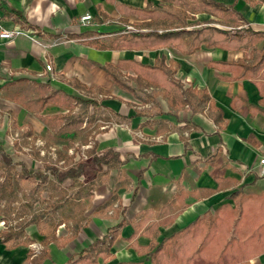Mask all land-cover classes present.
Listing matches in <instances>:
<instances>
[{
    "label": "crops",
    "instance_id": "obj_1",
    "mask_svg": "<svg viewBox=\"0 0 264 264\" xmlns=\"http://www.w3.org/2000/svg\"><path fill=\"white\" fill-rule=\"evenodd\" d=\"M212 1L233 7L245 21L224 29L263 32L256 48H264V1ZM150 3L158 6L161 0H0V33L24 32L0 42V151L18 157L33 169L42 168L44 160L64 166V161H58L62 151L79 161L70 152L80 154L87 148V154L94 146L100 153L114 150L127 160L124 166L111 170L86 200L88 221L79 235L68 243L60 240L50 244L44 264L75 262L123 220L130 224L119 229L110 256L99 257L97 263L152 264L155 249L145 252L152 243L159 246L198 220L206 221L222 207L217 225L224 227L230 211L237 209L239 198L233 195L264 196L263 95L254 81H230V73L209 67L213 62H237L249 51L208 49L203 45L196 53L183 55L172 45L156 51L100 47L121 35L147 32L136 27L143 21L133 9H143ZM13 11L21 15V23L11 15ZM85 16L92 19L82 23ZM213 20L218 18L199 14L189 24L206 26ZM81 34L92 36L70 39ZM162 57L167 65H179L175 79L185 87L208 91L214 105L223 112L225 122L221 128L207 112L194 114L189 107L174 110L159 89L148 90L154 100L145 102L144 93L135 96L118 87L103 69L129 61L154 66ZM47 65L52 66V72H46ZM120 70L124 78L135 76L130 70ZM259 81L264 84L263 78ZM77 98L95 101L98 109L90 105L88 113L82 114ZM94 113L99 120L89 122ZM160 121L169 132H165L164 125H157ZM37 140L44 142L48 154L51 148L56 149V158L42 157L35 146ZM36 154L39 159H35ZM124 178L129 185L118 190V202L109 210L99 211ZM168 207L169 214L160 218ZM246 211L263 212L264 206H248ZM143 213L148 215L141 223L137 216ZM152 224L159 225L158 235H144ZM204 225L199 227L206 230ZM4 229V222H0V233ZM136 229H140L135 239L139 250L131 245ZM27 235L35 242L28 247L9 251L0 242V264H26L30 251L34 252L33 258L43 252L38 230L29 227ZM67 235L61 227L58 237ZM204 239L201 235L175 243L189 246ZM34 246L42 250L37 252ZM169 254L182 264L179 261L184 252L170 248ZM210 259L207 255L200 258L204 263ZM242 264H264V254Z\"/></svg>",
    "mask_w": 264,
    "mask_h": 264
},
{
    "label": "trees",
    "instance_id": "obj_2",
    "mask_svg": "<svg viewBox=\"0 0 264 264\" xmlns=\"http://www.w3.org/2000/svg\"><path fill=\"white\" fill-rule=\"evenodd\" d=\"M133 10L143 21L141 24H136V27L148 31L118 36L110 44L100 45L101 48L156 51L172 45L183 55L194 54L203 45L208 49L249 51V54L237 62H213L209 64V67L230 73V81H254L263 95L262 103L264 104V84L259 81L264 79V48L262 50L256 48V43L263 39V32H255L251 28L234 32L224 29L223 27H237L245 22L233 7L224 6L212 0H161L158 6L150 3L143 9ZM199 14H208L218 20H213L206 26L189 24V21L194 20ZM11 15L18 23L22 22L18 12L13 11ZM89 36L92 35L81 34L71 36L70 39ZM121 68L132 71L135 76L124 78ZM178 68L179 65L175 62L167 65L165 57L158 59L154 66L135 61L118 66L111 64L103 66L118 87L135 96H138V93H144L145 102L154 100L153 96L147 94L148 90L159 89L174 110L189 107L194 114L207 112L208 116L221 128L225 122L223 112L214 105L208 91L198 90L193 86L185 87L175 79ZM132 83L134 86H131ZM98 91L102 92L99 89ZM75 101L81 105L82 114L88 113L90 105L98 109L95 101H84L78 98ZM96 116L97 113H94L89 122L99 120ZM157 125H164L166 133L170 131L163 121L158 122ZM86 156L87 160L74 161L62 151L58 153V161H64V166L44 160L42 168L33 169L18 157L0 151V172L3 177V181L0 182V222L5 223V229L0 233V242L9 251L21 246L28 247L35 243L27 235L28 228L32 226L42 237L43 252L33 258L34 252L30 251L26 264H44L48 259L47 248L50 244L60 240L68 243L76 238L88 221L85 216L86 200L92 197L93 192L103 183V179L110 174L111 170L118 169L127 163V160L122 159L114 150L109 149L100 153L96 146ZM35 159H39V155L36 154ZM81 178H84V181H81ZM25 184L31 186L29 193L24 189ZM128 185L126 178L118 182L112 199L98 210L106 211L113 208L119 200L118 190ZM44 194L47 196L44 197ZM232 197L236 200L239 198L237 209L230 211L224 227L219 228L217 225L222 207L206 221L198 220L196 224L172 238L165 239L159 246L152 243L145 249V252L155 249L151 254L152 264H177L175 256L169 254L170 248L176 249V252H184L179 261L182 264H242L249 258L264 254V211L245 212V207L248 206H264V196L254 198L236 194ZM174 203L175 201L170 206ZM169 207L159 215L160 218L169 214ZM147 215L139 214L137 218L143 223ZM201 223H205L206 230L204 227H199ZM129 224L123 220L102 241L84 250L77 260L70 264H98L99 257L110 256V249L118 237L119 229ZM158 226V224L148 226L143 234L157 236ZM61 227H64L68 233L65 238L58 237ZM139 234L140 229H136L131 238V245L137 250L139 248L135 239ZM201 235H204L205 239L200 243H191L189 246L175 243L176 240L189 237L194 240ZM216 238L218 239L215 240ZM204 255L211 258L207 263L200 260ZM225 259L227 261H224Z\"/></svg>",
    "mask_w": 264,
    "mask_h": 264
},
{
    "label": "built area",
    "instance_id": "obj_3",
    "mask_svg": "<svg viewBox=\"0 0 264 264\" xmlns=\"http://www.w3.org/2000/svg\"><path fill=\"white\" fill-rule=\"evenodd\" d=\"M91 19H92L91 16H85V17H83V18L81 19V21H82V23H85V22H87V21H89V20H91ZM22 35H24V32H23L22 30H10V31H8V30H3V31L0 33V42H1V41H9V40H12V39H14V38H16V37L22 36ZM46 72H48V73H49V72H52V66H51V65H47V66H46ZM43 76H44L43 74L40 75V77H43ZM35 146H36V148L38 149V151L40 152V155H41L42 157H46L47 155H50V156L53 157L54 159L56 158V157H55L56 149L51 148L50 151H49L50 154H48V152L45 150V144H44L43 141H41V140H37V141L35 142ZM86 149H87V148H83V151H82V153H80V154H76L75 151H73V150H72L70 153H71V155H73V156L76 158V160H87V156H86V154L84 153ZM262 164L264 165V160L262 161ZM4 225H5V223H4ZM34 249H35L37 252H39V251L42 250L41 246H34Z\"/></svg>",
    "mask_w": 264,
    "mask_h": 264
},
{
    "label": "rangeland",
    "instance_id": "obj_4",
    "mask_svg": "<svg viewBox=\"0 0 264 264\" xmlns=\"http://www.w3.org/2000/svg\"><path fill=\"white\" fill-rule=\"evenodd\" d=\"M24 189L30 190L31 189V186L30 185H27V186L24 187Z\"/></svg>",
    "mask_w": 264,
    "mask_h": 264
}]
</instances>
